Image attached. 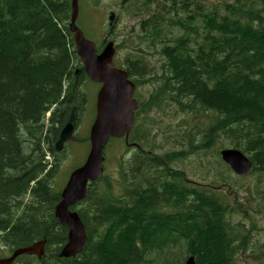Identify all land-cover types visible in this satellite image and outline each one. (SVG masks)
Instances as JSON below:
<instances>
[{
    "label": "trees",
    "instance_id": "obj_1",
    "mask_svg": "<svg viewBox=\"0 0 264 264\" xmlns=\"http://www.w3.org/2000/svg\"><path fill=\"white\" fill-rule=\"evenodd\" d=\"M173 1L164 21L146 19L147 35H127L116 45L129 48L120 64L138 93L148 87L137 117L154 110L181 117L160 127L170 132L172 151L145 143L154 119L135 125L131 140L157 154L138 151L119 161V195L106 173L89 185L75 207L88 241L64 258L57 253L69 228L55 214V179L67 147L58 152L55 145L73 107L78 120L89 103L70 3L0 0V258L46 240V257L25 254L12 264H184L189 255L196 264H264V241L253 240L264 230V0H199L194 11L186 0ZM83 24L87 38L98 36ZM84 140L88 135L79 136ZM225 148L247 155L257 177L239 201L246 178L222 161H210L215 187L188 182L174 166L197 151L200 163L211 149L221 157Z\"/></svg>",
    "mask_w": 264,
    "mask_h": 264
},
{
    "label": "water",
    "instance_id": "obj_2",
    "mask_svg": "<svg viewBox=\"0 0 264 264\" xmlns=\"http://www.w3.org/2000/svg\"><path fill=\"white\" fill-rule=\"evenodd\" d=\"M79 12L78 0H72L70 30L77 53L81 58L88 77L102 83L96 99V116L91 125L89 139L90 149L84 163L75 168L61 192V200L56 206L55 214L59 221L68 226V239L63 246L60 257H75L84 250L88 241L86 227L79 213L71 207L76 206L87 195L88 185L96 181L104 172V148L111 138L128 136L135 122V111L139 101L135 98L136 83L128 76L126 69L116 67V47L113 41L108 42L101 53L97 44L88 39L82 29L76 24ZM112 12L110 20L113 21ZM77 107H73L68 122L60 132L56 149L62 150L66 143L77 141L75 130ZM223 159L231 165L238 174H247L252 162L237 149H225ZM46 240L36 242L26 247L14 250L12 256L0 258V264H12L23 254L37 255L42 258L45 252ZM185 264H196L194 256H190Z\"/></svg>",
    "mask_w": 264,
    "mask_h": 264
},
{
    "label": "rangeland",
    "instance_id": "obj_3",
    "mask_svg": "<svg viewBox=\"0 0 264 264\" xmlns=\"http://www.w3.org/2000/svg\"><path fill=\"white\" fill-rule=\"evenodd\" d=\"M38 1V0H35ZM91 1V0H87ZM207 1V0H203ZM215 3H217V0H214ZM97 2V3H96ZM95 0L92 3H84V0H80L81 4V13L82 16V22H79L81 25L83 24V27L91 33H96L98 36H90L91 34L88 32L90 38L96 40L98 44L101 43L104 39L113 41L116 46V42L119 40H122L125 36L124 35L129 27L127 26V18L124 20H120L119 23L111 27L109 24V14L110 12L116 11V0ZM79 24V25H80ZM80 25V26H81ZM116 26L118 27V30L116 32ZM124 35V36H123ZM129 50L128 47L123 48L122 50L117 53V60L118 61H124L125 60V53H127ZM86 80V79H85ZM86 83L84 84L89 92V103L88 108L81 113V115L78 117L77 122H75V129L78 136L82 137L84 139L88 133L91 126V123L94 119V110H95V96L98 90V87L96 86V83L86 80ZM147 86H143L141 89V93H137V98H142L143 96L147 95ZM175 112L173 110H170L168 114H164L163 111L160 110H154L151 111L149 114H140L139 117L141 121H149L154 119V122H152L149 127V130L146 134L148 137V140L145 141L147 143V146L151 144L153 146V149L156 152L164 153L166 151H172L173 143L172 137L170 136V132L166 133L163 129H160V127L165 126L169 120H176L178 121L181 117L180 116H174ZM167 117V120H166ZM139 119V120H140ZM138 120V121H139ZM150 121V122H151ZM137 122V120H136ZM141 134V132H138V135ZM124 143V147H121L119 142H112L109 143L106 147L105 154H106V161H105V170L108 177L113 181L114 184V190L116 192V195H119L123 192L122 186L120 184L119 178L120 176V165L119 161L122 159L124 155L128 156L129 154H133V151H136V148L132 147V151L125 150L128 146L124 142V140H121ZM130 142H136V140H131ZM67 151L65 156V161L63 162L61 169L56 176L55 179V185L56 188L62 187L67 178L69 177L71 171L73 169L79 167L83 161L85 160V157L87 155V151L89 148V141L84 140L83 142H75V143H69L67 144ZM148 150L152 151L149 147H146ZM210 151L200 163L198 160L197 152L192 153L187 158L182 159V161L177 162L174 164L175 167H179L180 169H183L186 171L188 175V179H192V181L196 180V178L199 179L200 184L209 183L212 184L214 187L217 186L215 183V177L213 175L215 174V170L210 167V161H213V163H218V161H224L221 159V157H218L215 155L214 157V150L211 149ZM154 152V151H152ZM154 152V153H156ZM157 154V153H156ZM159 155V154H158ZM209 157V158H208ZM208 158V160H206ZM217 160V162H215ZM247 184L244 186V188L238 193V199L237 201L245 198L248 196L251 188L256 184L257 177L255 175L250 176L249 174L245 176ZM247 227H249V221H246ZM259 223L264 227V218H259ZM253 240L261 243L264 241V230H261L253 236ZM259 250L256 254L260 253ZM7 253L6 251L3 253L5 255ZM254 254V255H256ZM250 256H253V254L250 253ZM38 259V258H37ZM250 264H259L257 261H253L250 258Z\"/></svg>",
    "mask_w": 264,
    "mask_h": 264
},
{
    "label": "flooded vegetation",
    "instance_id": "obj_4",
    "mask_svg": "<svg viewBox=\"0 0 264 264\" xmlns=\"http://www.w3.org/2000/svg\"><path fill=\"white\" fill-rule=\"evenodd\" d=\"M91 1L84 0V2ZM186 1L188 10L194 11L198 9L199 0H196V2L194 0ZM174 4L173 0H116V11H114L116 13L115 22L117 24L120 20L122 21L127 18V26L129 29L124 35H147L151 29L145 26L146 19L155 16L164 21L168 9H175ZM113 25L110 26L112 27ZM117 30L118 27L116 26V32ZM79 72H82L81 67L77 69L76 74Z\"/></svg>",
    "mask_w": 264,
    "mask_h": 264
},
{
    "label": "bare ground",
    "instance_id": "obj_5",
    "mask_svg": "<svg viewBox=\"0 0 264 264\" xmlns=\"http://www.w3.org/2000/svg\"><path fill=\"white\" fill-rule=\"evenodd\" d=\"M22 29V28H21ZM258 72V71H257ZM220 110V109H219ZM49 115V114H48ZM227 116V115H226ZM229 120V119H228ZM227 120V121H228ZM230 120H232V119H230ZM234 121V120H233ZM262 126V125H261ZM260 127V126H259ZM263 129V128H262ZM261 129V130H262ZM201 147V146H200ZM149 193V192H148ZM135 194V193H134ZM144 212V211H143ZM146 212V211H145ZM119 213V212H118ZM136 217H138V216H136ZM142 217V216H141ZM94 218V217H93ZM143 218H145V217H143ZM134 219V218H133ZM136 219H138V218H136ZM139 219H140V217H139ZM190 219V218H189ZM163 220V219H162ZM166 220V219H165ZM175 220V219H174ZM33 221V220H32ZM142 221V220H141ZM167 221V220H166ZM182 223V222H181ZM139 224V223H138ZM31 225V224H30ZM130 226V225H129ZM135 227V226H134ZM135 229V228H134ZM161 229V228H160ZM130 230V229H129ZM147 231V230H146ZM160 232V231H159ZM200 232H202V230L200 231ZM127 233V232H126ZM145 235V234H144ZM203 235V234H202ZM169 236V235H168ZM200 238H201V236H200ZM143 239H144V237H143ZM126 240V239H125ZM200 240V239H199ZM124 241V240H123ZM147 241V240H146ZM89 243V242H88ZM124 243V242H123ZM199 243V242H198ZM126 244V243H125ZM144 244V243H143ZM191 246V245H190ZM193 252V251H192ZM121 253H122V251H121ZM116 264V263H115Z\"/></svg>",
    "mask_w": 264,
    "mask_h": 264
}]
</instances>
